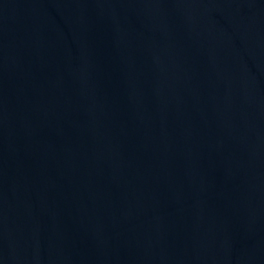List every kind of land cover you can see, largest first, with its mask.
Masks as SVG:
<instances>
[{"label":"water","instance_id":"1","mask_svg":"<svg viewBox=\"0 0 264 264\" xmlns=\"http://www.w3.org/2000/svg\"><path fill=\"white\" fill-rule=\"evenodd\" d=\"M0 264H264V0H0Z\"/></svg>","mask_w":264,"mask_h":264}]
</instances>
